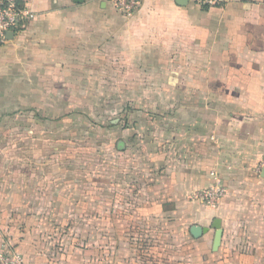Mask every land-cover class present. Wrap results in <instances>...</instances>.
Here are the masks:
<instances>
[{
  "label": "crops",
  "instance_id": "1",
  "mask_svg": "<svg viewBox=\"0 0 264 264\" xmlns=\"http://www.w3.org/2000/svg\"><path fill=\"white\" fill-rule=\"evenodd\" d=\"M25 1L34 17L0 47V248L26 264L264 254V0H141L128 16ZM217 181V207L193 197Z\"/></svg>",
  "mask_w": 264,
  "mask_h": 264
},
{
  "label": "built area",
  "instance_id": "2",
  "mask_svg": "<svg viewBox=\"0 0 264 264\" xmlns=\"http://www.w3.org/2000/svg\"><path fill=\"white\" fill-rule=\"evenodd\" d=\"M123 15H131L141 0H104ZM200 6H215L222 0H189ZM25 0H0V47L7 41L9 33L18 32L34 17ZM226 187L217 181L213 185L197 190L193 197L204 206L217 207L226 194ZM0 264H26L23 255L6 246L0 248Z\"/></svg>",
  "mask_w": 264,
  "mask_h": 264
},
{
  "label": "rangeland",
  "instance_id": "3",
  "mask_svg": "<svg viewBox=\"0 0 264 264\" xmlns=\"http://www.w3.org/2000/svg\"><path fill=\"white\" fill-rule=\"evenodd\" d=\"M77 138L81 139L84 142V138L82 136H78ZM74 139H75L74 136H72V139H69V140H74ZM112 226H113V228H117L116 224L113 221H112ZM143 240L145 243V244H143V247H148L150 243L157 244V247L163 245V243H161L162 241L161 242L159 241L160 239H155V238L150 239L147 236H145V238H143ZM110 245H112V244L110 243ZM252 245L264 248V233H261V235L257 239H255V241H253ZM156 253L158 254V256H156V257H161L162 255L167 256L166 254H164L160 251L156 252ZM247 256L249 257V259H245L244 264H264V254L260 251L251 252V253L247 254ZM143 257H145V256H143ZM176 261H177V258H174V260H173V258L170 257L169 264H176L177 263ZM142 262H144V261H142ZM142 264H145V263H142Z\"/></svg>",
  "mask_w": 264,
  "mask_h": 264
},
{
  "label": "water",
  "instance_id": "4",
  "mask_svg": "<svg viewBox=\"0 0 264 264\" xmlns=\"http://www.w3.org/2000/svg\"><path fill=\"white\" fill-rule=\"evenodd\" d=\"M82 0H74V2H81ZM188 0H176V2L179 5H185L187 4ZM13 34V33H9L8 37ZM262 177H264V166L262 168ZM212 227L215 229L214 232V238H213V244H212V250L215 251L218 248L219 242H220V238H221V234H222V227H221V220L218 218H215L212 224Z\"/></svg>",
  "mask_w": 264,
  "mask_h": 264
}]
</instances>
